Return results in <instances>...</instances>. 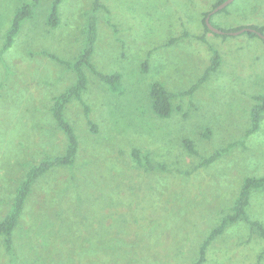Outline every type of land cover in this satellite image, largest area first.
<instances>
[{
  "label": "rangeland",
  "instance_id": "1",
  "mask_svg": "<svg viewBox=\"0 0 264 264\" xmlns=\"http://www.w3.org/2000/svg\"><path fill=\"white\" fill-rule=\"evenodd\" d=\"M53 2L0 0V50L18 10L34 4L0 56V220L30 168L66 150L52 106L77 80L67 62L86 48L93 21L91 61L99 72L121 74V88L84 67L82 99L64 110L79 141L76 159L35 180L13 253L0 236V264H194L244 180L264 175V113L248 134L264 95V39L232 34L264 26V0H234L219 11L220 0H62L57 24L49 20ZM207 13L224 34L207 32ZM215 50L219 68L185 94ZM158 81L180 93L168 118L151 107ZM233 142L240 143L200 165ZM134 149L142 162L148 155L166 168L145 171ZM246 210L264 225V189L252 191ZM263 251L264 237L239 220L210 244L202 264H264Z\"/></svg>",
  "mask_w": 264,
  "mask_h": 264
},
{
  "label": "trees",
  "instance_id": "2",
  "mask_svg": "<svg viewBox=\"0 0 264 264\" xmlns=\"http://www.w3.org/2000/svg\"><path fill=\"white\" fill-rule=\"evenodd\" d=\"M61 1L62 0H54L53 2L52 13L49 19L51 23L57 24L58 22L57 20L58 11L57 10L59 8ZM224 1L225 0H220L218 4H221ZM96 3L98 4L97 1ZM32 6H34L33 3L25 4L23 7H21L18 10L15 16L13 25L8 32L5 44L0 50V56L4 53V51H6V49H8V47L11 46L14 40V37L19 30L21 21L25 17L30 15ZM207 15L208 13L206 14V17ZM93 23L94 21L91 23L89 27V34L87 38L86 48L77 57V60L75 62H67V65L70 68L75 70L77 80L69 89H67L65 92L60 94L55 99L53 106H52L53 116L55 117V120L57 122L59 129L64 133L65 138L67 140L66 150L64 154L62 155L44 158L39 163L33 165L30 168L26 178L22 181V183L18 187L15 198L12 202L11 211L2 220H0V236H3L4 242L6 245V250L8 252L13 253V250H14L13 238H12L13 231L15 230V227L19 222L24 205L29 197V194L32 191V186L35 180L55 166L72 165L76 159L79 141H78V137L75 132V129L72 127L69 121L65 118L64 110H65L67 103L70 100L74 98L82 99V93L87 88V80H88L84 72V67H88L92 71H94L105 83L110 85L113 91H118L121 88V77H122L121 74L119 73L105 74V73L99 72L91 61V57L94 52V43L96 41V31L94 28L95 24ZM205 25H206L207 32H213L207 26V24ZM251 28L257 29L258 31L264 33V26L253 25L251 26ZM246 32L253 36L258 35L257 32H253V31H246ZM176 39L178 38L171 39L170 43H172ZM54 57L57 58L56 56ZM146 61L143 64L145 70H147ZM220 64H221L220 54L215 50L212 63L205 70V73L198 80V82L194 84L189 90H187L185 94H192L194 90L198 87V85H200L203 81H205L212 72H215L219 68ZM178 94L180 93H176L174 91H170L169 89H167L164 83L162 82L158 81V82L152 83L151 89H150V98H151V107L154 113L158 117H162V118L170 117L175 109L174 104H173V98L176 97ZM257 99L259 100V103H257L252 108V126L250 129H248V134H250L252 131H255L259 128L260 117L264 113V95L258 96ZM85 109H86L87 116H88L90 112V106L85 104ZM91 125L94 131H96L97 127H95V125L92 122H91ZM239 143L240 142H233L229 146H227L225 149H222V151H216L215 153H213L212 155L204 159L200 165L204 166V165H208L212 163L213 161L218 159V157L221 156L223 153H226L229 150V148L234 147L235 145H238ZM184 145L189 150V152L193 154L197 153V150L195 149V146L192 140L185 138ZM133 154H135L138 160L139 166L143 167L145 171L147 172H150L157 168L162 169V170L166 168L162 163L152 162L148 155H145V161L142 162L141 158L139 157L138 149H134ZM258 189H264V175L261 177H247L244 180L241 186V189L239 191V194L236 197L231 207V210L220 218V220L218 221V224L211 229L209 234L205 237L202 244L200 245L199 256L194 264H202L206 260V251L208 247L210 246V244L216 239L217 236L224 233L226 227L229 224L235 223L239 220H244L245 222L250 224L251 227L255 231H257V233L260 236L264 237V225L258 220L250 219V216L248 215L247 210H246L250 202L252 191L258 190ZM260 258H262V253L259 256V259Z\"/></svg>",
  "mask_w": 264,
  "mask_h": 264
},
{
  "label": "water",
  "instance_id": "3",
  "mask_svg": "<svg viewBox=\"0 0 264 264\" xmlns=\"http://www.w3.org/2000/svg\"><path fill=\"white\" fill-rule=\"evenodd\" d=\"M234 0H225L224 2H222L216 9L215 11H219L221 9H223L224 7L228 6L230 3H232ZM211 13L207 15L206 17V24L207 26L215 33H218V34H224V30L223 29H220V28H217L215 27L212 23H211ZM244 31H253V32H257V34L262 37L264 39V33L258 31L257 29H254V28H245V29H241V30H238V31H235V32H232V34H239L241 32H244Z\"/></svg>",
  "mask_w": 264,
  "mask_h": 264
},
{
  "label": "crops",
  "instance_id": "4",
  "mask_svg": "<svg viewBox=\"0 0 264 264\" xmlns=\"http://www.w3.org/2000/svg\"><path fill=\"white\" fill-rule=\"evenodd\" d=\"M263 254H264V251L262 252V258H263ZM262 258H261V259H262ZM261 259H260V260H261Z\"/></svg>",
  "mask_w": 264,
  "mask_h": 264
}]
</instances>
